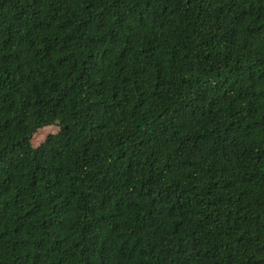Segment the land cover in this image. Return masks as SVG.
Returning <instances> with one entry per match:
<instances>
[{"label":"trees","instance_id":"obj_1","mask_svg":"<svg viewBox=\"0 0 264 264\" xmlns=\"http://www.w3.org/2000/svg\"><path fill=\"white\" fill-rule=\"evenodd\" d=\"M0 264H264V0H0Z\"/></svg>","mask_w":264,"mask_h":264},{"label":"rangeland","instance_id":"obj_2","mask_svg":"<svg viewBox=\"0 0 264 264\" xmlns=\"http://www.w3.org/2000/svg\"><path fill=\"white\" fill-rule=\"evenodd\" d=\"M55 128H42L39 129L33 137V143L38 146L43 140L51 133L55 132Z\"/></svg>","mask_w":264,"mask_h":264}]
</instances>
